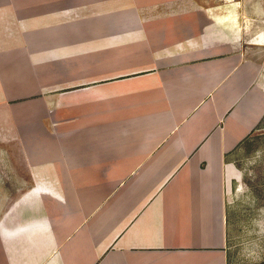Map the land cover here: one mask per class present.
I'll use <instances>...</instances> for the list:
<instances>
[{
  "label": "crops",
  "instance_id": "crops-1",
  "mask_svg": "<svg viewBox=\"0 0 264 264\" xmlns=\"http://www.w3.org/2000/svg\"><path fill=\"white\" fill-rule=\"evenodd\" d=\"M244 13L0 0V264H238L231 159L264 118Z\"/></svg>",
  "mask_w": 264,
  "mask_h": 264
},
{
  "label": "rangeland",
  "instance_id": "rangeland-1",
  "mask_svg": "<svg viewBox=\"0 0 264 264\" xmlns=\"http://www.w3.org/2000/svg\"><path fill=\"white\" fill-rule=\"evenodd\" d=\"M239 1H243L246 13L238 15V22L248 23L243 27V39L257 37L258 45L250 46L248 52L260 59L264 74V0ZM231 160L233 179L226 194L227 247L238 264H264V118ZM24 192L27 190L19 194Z\"/></svg>",
  "mask_w": 264,
  "mask_h": 264
}]
</instances>
